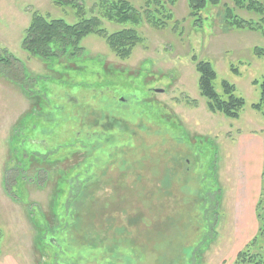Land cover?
<instances>
[{"label":"rangeland","instance_id":"obj_1","mask_svg":"<svg viewBox=\"0 0 264 264\" xmlns=\"http://www.w3.org/2000/svg\"><path fill=\"white\" fill-rule=\"evenodd\" d=\"M164 1L176 27L141 19L127 59L91 34L80 56L45 65L21 47L34 14L122 27L99 0H0V60L11 62L0 63V264H240L239 177L251 169L264 193V108H251L264 31L225 25L231 0L197 22L187 0ZM194 59L210 63L218 95L225 81L244 100L237 119L207 110Z\"/></svg>","mask_w":264,"mask_h":264},{"label":"trees","instance_id":"obj_2","mask_svg":"<svg viewBox=\"0 0 264 264\" xmlns=\"http://www.w3.org/2000/svg\"><path fill=\"white\" fill-rule=\"evenodd\" d=\"M142 12L135 9L127 0H99L101 15L109 22L119 25L122 28L110 35H107L103 29H100V19L91 17L81 19L74 24H67L62 19H46L43 16L34 14L21 42L22 49L31 56L41 59L45 65L49 62L63 59L64 57H78L83 53L80 47L81 41L88 35L94 34L107 44L110 52L118 59H127L134 47L140 43V37L135 30L141 19L152 27H166L176 23L172 21V13L168 9L164 0H141ZM170 0H168L169 2ZM234 9L243 10L253 14L257 20H240L233 8L225 7L223 11L224 23L227 26L237 29H248L251 31H264V0H231ZM172 2V1H170ZM56 5L61 3L55 2ZM220 0H187L189 16L193 19L200 16V13L206 12L208 6L216 7ZM141 9V8H140ZM197 22L196 19L193 22ZM192 22V23H193ZM253 54L256 57L264 56V49L254 48ZM17 63V59H12ZM195 61L196 73L198 74V89L200 96L207 101V110L212 114H222L228 119H237L239 112L244 106V100L235 95V89L227 82H221L222 96L215 92L213 82L216 74L208 62ZM7 64L11 63L9 59L0 60ZM259 88V100L251 108L260 112L264 108V76L260 82H255ZM264 115V113H263ZM264 177V171L262 172ZM82 185L87 189L92 186L89 182ZM86 197L87 195L84 194ZM264 193L261 191L256 204V219L258 223L257 234L246 244V246L236 255V262L240 264H264L259 259V254L264 251ZM41 225H37L39 230L37 240L41 241ZM48 231V228L46 229ZM120 235L123 239L126 235ZM116 238L117 235L113 234ZM89 238V237H88ZM118 239V238H116Z\"/></svg>","mask_w":264,"mask_h":264},{"label":"crops","instance_id":"obj_3","mask_svg":"<svg viewBox=\"0 0 264 264\" xmlns=\"http://www.w3.org/2000/svg\"><path fill=\"white\" fill-rule=\"evenodd\" d=\"M244 144L245 143H243V145ZM246 144L244 146L242 145V148L244 149L243 153L247 154V156H250L253 151L254 144H251V146ZM250 171L251 169L246 171V176H243L242 178L239 177L238 186L242 185L245 187V190H242L241 192L239 190L236 206L232 210V213L235 217L234 220L238 225H236V227L241 229L235 238V243H241L242 245H246L251 240V238L255 236L258 225L255 210L261 189L259 186V180L250 187L253 175L250 173Z\"/></svg>","mask_w":264,"mask_h":264}]
</instances>
